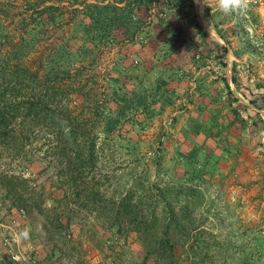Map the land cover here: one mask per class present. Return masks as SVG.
I'll use <instances>...</instances> for the list:
<instances>
[{
  "label": "rangeland",
  "instance_id": "374dc122",
  "mask_svg": "<svg viewBox=\"0 0 264 264\" xmlns=\"http://www.w3.org/2000/svg\"><path fill=\"white\" fill-rule=\"evenodd\" d=\"M115 1L0 0V100L46 88L64 119L11 110L0 171L27 182L20 203L0 185V264H264V0L92 23Z\"/></svg>",
  "mask_w": 264,
  "mask_h": 264
},
{
  "label": "trees",
  "instance_id": "16d2710c",
  "mask_svg": "<svg viewBox=\"0 0 264 264\" xmlns=\"http://www.w3.org/2000/svg\"><path fill=\"white\" fill-rule=\"evenodd\" d=\"M153 0H120V1H115L113 3H96L92 5H88V8H91L94 10L92 14L89 16L91 19L92 23L95 24H100L105 21L107 18L106 15L107 13L110 12L112 13V16L108 19L110 20L113 24H115V27H119L122 25H125V19H130V15L132 11L136 7L145 6L146 4V9L149 7V4H152ZM148 5V6H147ZM149 9V8H148ZM163 20L162 18L159 19V22L161 23ZM126 26V25H125ZM198 30L201 32H205L204 27L200 24L197 23ZM127 30V34L129 33V30ZM136 31L133 30L131 32L129 38L135 37ZM226 50L225 48H223ZM11 78H14L16 81L19 80L20 78L22 79H27V77H30L28 75V68L23 66L19 71L17 72H11ZM36 76V75H34ZM37 77V76H36ZM225 87L231 91L230 84L227 81L226 78H223ZM231 81L233 83L236 82V79L234 76L231 77ZM15 97V96H13ZM6 101L0 100V146L4 148L9 149L11 146L15 147L13 145V142L10 140L9 136V131L7 130V127L10 123L11 120H16L17 116L14 114H11L12 111L16 110L19 111L24 109V114L19 116V119H21L22 123L25 121L28 123L32 122L33 119H42L45 121V123H48V125H51L53 128L59 129V131L62 129L61 125L64 123V119L61 118L60 116L56 114H49L47 113L46 109L48 108V104L50 101V98L47 94V89L46 88H37L36 92L33 93V95L29 98V100L23 101V100H18L12 98ZM13 103V104H12ZM12 110V111H11ZM30 118V119H29ZM29 119V120H28ZM39 121V120H38ZM66 136V141L70 142L72 144L76 143V138L75 136H69L67 133ZM15 139V137H14ZM8 141V142H6ZM6 142V143H5ZM92 154H88L89 158L91 157ZM27 182L26 178H23L22 176H17L14 173H10L7 171H0V185L1 187L4 188L6 193L8 195H13L15 198L14 200L18 201L19 203L22 202V196L25 191L24 183Z\"/></svg>",
  "mask_w": 264,
  "mask_h": 264
},
{
  "label": "clouds",
  "instance_id": "9594fccd",
  "mask_svg": "<svg viewBox=\"0 0 264 264\" xmlns=\"http://www.w3.org/2000/svg\"><path fill=\"white\" fill-rule=\"evenodd\" d=\"M216 7L219 11L224 15H238V16H245L248 12L250 0H215ZM196 3L199 4L200 0H196ZM204 5H207L206 0H203ZM30 228H25L18 232L12 233V239L16 243H21L25 240L30 239Z\"/></svg>",
  "mask_w": 264,
  "mask_h": 264
},
{
  "label": "crops",
  "instance_id": "0c3cea01",
  "mask_svg": "<svg viewBox=\"0 0 264 264\" xmlns=\"http://www.w3.org/2000/svg\"><path fill=\"white\" fill-rule=\"evenodd\" d=\"M202 26H203V24L201 23V22H199ZM204 27V26H203ZM204 30H205V32L208 34V35H210V33L208 32V30H206V28L204 27ZM214 39V38H213ZM217 41V40H216ZM218 42V41H217ZM226 79H227V81L229 82V80H228V77H225Z\"/></svg>",
  "mask_w": 264,
  "mask_h": 264
}]
</instances>
